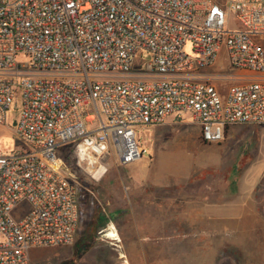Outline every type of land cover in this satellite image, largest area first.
Here are the masks:
<instances>
[{
	"label": "built area",
	"instance_id": "2783aa9c",
	"mask_svg": "<svg viewBox=\"0 0 264 264\" xmlns=\"http://www.w3.org/2000/svg\"><path fill=\"white\" fill-rule=\"evenodd\" d=\"M263 40L264 0H0V125L21 102L18 145L0 152V264L75 243L86 197L63 147L99 183L111 161L142 159L138 131L169 117L191 114L208 143L264 126ZM223 48L250 75L225 93L205 72ZM143 51L155 78L137 71Z\"/></svg>",
	"mask_w": 264,
	"mask_h": 264
},
{
	"label": "rangeland",
	"instance_id": "374dc122",
	"mask_svg": "<svg viewBox=\"0 0 264 264\" xmlns=\"http://www.w3.org/2000/svg\"><path fill=\"white\" fill-rule=\"evenodd\" d=\"M185 52L192 55L190 43ZM136 62L140 75L156 77L147 70L149 52ZM205 72L221 78L215 83L222 93L250 76L229 66L225 48ZM17 103L0 125L2 153L18 145ZM138 134L147 149L142 159L127 167L111 161L99 183L67 159L73 179L86 174L87 220L73 245L32 250L29 264H264V126H232L222 142L208 143L184 114ZM128 175L139 176L132 182ZM94 195L102 205L93 204Z\"/></svg>",
	"mask_w": 264,
	"mask_h": 264
},
{
	"label": "trees",
	"instance_id": "16d2710c",
	"mask_svg": "<svg viewBox=\"0 0 264 264\" xmlns=\"http://www.w3.org/2000/svg\"><path fill=\"white\" fill-rule=\"evenodd\" d=\"M218 3H220V4H223V1H218V0H216ZM61 154H62V157L64 158V160H65V163L67 162V159L69 158V157H71V156H73L72 155V150L69 148V147H63L62 148V152H61ZM67 165V164H66ZM86 179V176L85 175H81V177H78V179H76V181H78L80 184H84L85 182H84V180ZM83 206V205H82ZM83 209V214H82V216H84V219H82V227H83V222H86L85 220H87L86 219V215H87V208H88V205H85L84 207H82Z\"/></svg>",
	"mask_w": 264,
	"mask_h": 264
},
{
	"label": "crops",
	"instance_id": "0c3cea01",
	"mask_svg": "<svg viewBox=\"0 0 264 264\" xmlns=\"http://www.w3.org/2000/svg\"><path fill=\"white\" fill-rule=\"evenodd\" d=\"M249 75V74H248ZM129 176V175H128ZM136 176H139V175H135V176H133V177H130L129 176V178L131 179V181L132 182H134V181H136ZM129 189H130V187H129ZM88 199H86V198H83V200H82V205H88ZM92 202H93V204H95V205H102V203L100 202V199L98 198V197H96V195H94V198L92 199ZM89 224H90V221L86 224V226H89ZM85 226V227H86ZM105 231V230H104ZM31 254V253H30Z\"/></svg>",
	"mask_w": 264,
	"mask_h": 264
}]
</instances>
